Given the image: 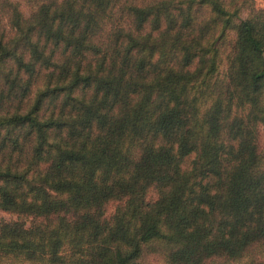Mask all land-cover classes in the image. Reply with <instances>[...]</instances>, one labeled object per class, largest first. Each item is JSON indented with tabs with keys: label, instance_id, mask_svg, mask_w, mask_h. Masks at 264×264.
Listing matches in <instances>:
<instances>
[{
	"label": "trees",
	"instance_id": "trees-1",
	"mask_svg": "<svg viewBox=\"0 0 264 264\" xmlns=\"http://www.w3.org/2000/svg\"><path fill=\"white\" fill-rule=\"evenodd\" d=\"M203 3L168 0L121 8L115 17L113 0H67L28 27L11 50L0 44V80L9 93L30 95L21 71L71 80L41 93L53 97L46 108L0 121V166L8 165L0 171V209L18 217L0 219V236L11 239L8 254L39 264L45 256L47 264H149L153 256L165 264H201L202 258L222 264L221 256L209 257L228 247L226 236L236 238L245 229L248 236L264 234V147H258L253 112L240 115L245 103L256 110L264 97V72L248 78L249 66L264 53V28L245 25L233 40L225 22L208 59L201 43L211 22L197 23ZM125 17L135 37L121 26ZM146 24L150 31L142 36ZM153 33H161L159 39ZM228 48L222 73L221 50ZM26 54L29 65L23 64ZM193 64L196 71L186 72ZM149 76L151 85L144 83ZM196 82L198 88L189 87ZM233 86L240 89L238 100ZM89 91L93 101L103 93L101 102L73 99ZM141 92L142 106L120 119L111 115ZM209 93L217 99L200 116L195 105L206 103ZM57 110L61 117L78 115L33 119ZM34 133L37 144L30 148ZM48 139L61 144L48 145ZM29 153L48 165H35L34 180L19 172ZM110 205L114 213L105 218Z\"/></svg>",
	"mask_w": 264,
	"mask_h": 264
},
{
	"label": "clouds",
	"instance_id": "clouds-1",
	"mask_svg": "<svg viewBox=\"0 0 264 264\" xmlns=\"http://www.w3.org/2000/svg\"><path fill=\"white\" fill-rule=\"evenodd\" d=\"M67 0H0V44L3 47L11 50L16 46V42L21 40L23 32L27 30L30 26H35L38 21L47 14L51 17L53 14L57 13L58 10L62 9ZM168 0H119L117 3L116 0H113L114 8L110 9L113 12L115 17L120 16L121 8H145L148 6H155L167 3ZM187 2V0H185ZM201 0H195V4L199 6ZM196 9L194 8V11ZM211 22V30L207 31V35L204 36L201 47L209 51L208 59H211V46L215 42L216 38L220 35V32L224 30L225 22L230 24L228 28V36L230 39H235L238 36V30L245 25L255 28H264V0H204L203 3V15L200 17V20L197 21L198 24ZM214 25V27L212 26ZM125 32L132 31L127 26V17H125L124 25ZM150 31V24L144 26V31L141 34L142 36H147ZM164 31V26H161V33ZM161 33H153V40L159 39ZM132 35L135 37L137 34L132 31ZM175 35V33H173ZM35 41L33 40V43ZM23 43L19 47H23ZM231 54V48L227 50H221V60L224 61L220 65V71L222 73H227L228 62L224 60L226 56ZM17 56H20V53H16ZM135 55V53H134ZM254 55V54H253ZM160 59L159 53L153 58V63ZM23 64L29 65L32 62V57L30 54L22 56ZM239 65H237V68ZM75 72V68L72 70ZM188 73H194L196 71V65L193 64L192 68L185 70ZM258 72H264V53L261 54L260 58L254 60V62L249 66L248 78ZM83 75V73H82ZM48 76L47 72L41 74L39 71L35 75L25 74L24 71L19 73V79L22 83L28 82L31 84V92L27 98H23L19 90L12 91L9 93L8 89H3L2 80H0V89H3V96H0V121H6L11 119L14 116L24 117L27 116L33 109L36 107L46 108L48 103L53 97L43 96L41 93H44L49 87H67L68 83L71 82L70 78L63 83H60L57 80L49 81L46 79ZM16 78L15 73H13V79ZM202 79V78H201ZM221 79L227 84V80L222 76ZM145 84L151 85L154 83V78L149 76ZM82 87L84 85H81ZM95 85H93V88ZM190 88H198L199 83L196 82L193 85L189 86ZM233 93L236 95L237 100L240 99V89L233 86ZM191 95H195L193 92ZM9 96L12 99H9ZM93 94L91 91L87 93V97H82L80 93H77L74 96V100L80 101L85 105H91L93 102L100 103L103 99V93L100 94V97L96 98L93 101ZM208 96L211 98L209 99ZM208 96H205L206 103L199 102L195 107L199 110L200 116L208 109L211 108L213 102L217 99V95L209 93ZM130 104L127 108H123L122 105L118 104L117 107L112 111L111 115L120 119L123 117L125 112H131V110L136 109L137 106H142V101L144 99V93L141 92L139 95L130 94ZM63 99V97L61 98ZM191 99V97H190ZM237 100L233 101V114L237 113ZM39 101V105L37 104ZM79 107V105H77ZM170 107H175V104H171ZM252 111L255 117L253 123L256 128L259 130L262 136H264V97L261 98L259 108L253 110L250 103H245L243 109L240 111V115L247 116L249 112ZM78 113L72 114L69 116L65 114L61 117L60 112L57 110L55 114L52 111H49L47 116H44L43 113L38 115L34 114L33 119H39L43 123L46 119L52 118L56 120L72 119L77 118ZM200 116H197V120L200 119ZM5 135V131H0V138ZM67 136V131L65 132ZM95 139V137H93ZM48 145H60V140L48 139ZM83 143V141H80ZM37 144L36 134H33L30 148H35ZM91 145H89V148ZM157 148L161 147V142L158 141L156 144ZM179 145H174L173 148H178ZM53 155L55 153L53 152ZM192 159H195V154L192 156ZM39 165L41 170L46 169L48 165L38 160L32 159V154L29 153L24 157V163L20 166L19 172L25 173L28 172V179H35V165ZM7 163H4L0 166V171H3L7 167ZM31 169V170H30ZM191 171V169H187ZM99 176V172H97ZM0 187H3V181H0ZM24 191H27L25 188ZM29 203H31V197H29ZM114 213V208L110 207L105 214V218L111 216ZM0 218H4L7 222L8 219H18L17 216H13L12 213L0 209ZM225 240L228 243V247L221 249L220 252H214L212 257L219 255L222 258V264H264V234H254L251 236L247 235V229L243 230L240 236L232 238L231 236H226ZM18 244H23V240L17 242ZM11 250V239L4 238L0 236V264H39L38 261H33L31 259H25L23 254H20L18 258H14L13 255L8 254ZM61 255H64V252H61ZM48 257H44V264H47ZM156 261V264H165V260L159 258V256H153L150 258L149 264L151 261ZM205 258L201 259V264H204Z\"/></svg>",
	"mask_w": 264,
	"mask_h": 264
},
{
	"label": "rangeland",
	"instance_id": "rangeland-1",
	"mask_svg": "<svg viewBox=\"0 0 264 264\" xmlns=\"http://www.w3.org/2000/svg\"><path fill=\"white\" fill-rule=\"evenodd\" d=\"M257 141H258V147L259 148H263L264 147V136H262L261 135V133L258 131V138H257ZM110 207H112V205H110V206H108L107 207V211H108V209L110 208ZM13 216H16L15 214H12ZM0 219H3V220H5L4 218H0ZM9 220H13V219H8V221ZM150 258L151 257H148V259H147V261H150ZM153 264H156V261H151Z\"/></svg>",
	"mask_w": 264,
	"mask_h": 264
}]
</instances>
